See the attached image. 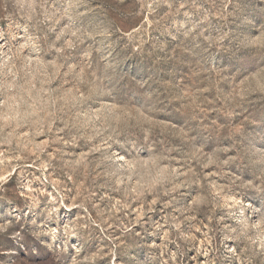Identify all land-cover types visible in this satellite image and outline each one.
Wrapping results in <instances>:
<instances>
[{
    "label": "rangeland",
    "instance_id": "374dc122",
    "mask_svg": "<svg viewBox=\"0 0 264 264\" xmlns=\"http://www.w3.org/2000/svg\"><path fill=\"white\" fill-rule=\"evenodd\" d=\"M0 264H264V0H0Z\"/></svg>",
    "mask_w": 264,
    "mask_h": 264
}]
</instances>
